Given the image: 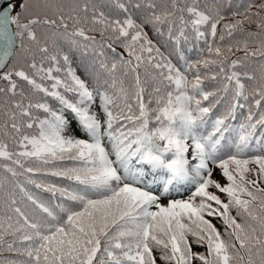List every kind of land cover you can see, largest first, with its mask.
<instances>
[{"label":"snow or ice","instance_id":"1","mask_svg":"<svg viewBox=\"0 0 264 264\" xmlns=\"http://www.w3.org/2000/svg\"><path fill=\"white\" fill-rule=\"evenodd\" d=\"M0 264H264V0H0Z\"/></svg>","mask_w":264,"mask_h":264},{"label":"trees","instance_id":"2","mask_svg":"<svg viewBox=\"0 0 264 264\" xmlns=\"http://www.w3.org/2000/svg\"><path fill=\"white\" fill-rule=\"evenodd\" d=\"M0 255H8L7 253H2V254H0Z\"/></svg>","mask_w":264,"mask_h":264}]
</instances>
